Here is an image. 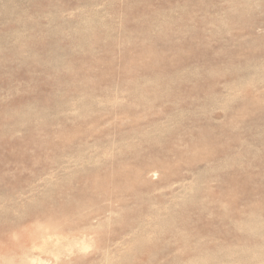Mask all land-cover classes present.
<instances>
[{
  "label": "rangeland",
  "instance_id": "1",
  "mask_svg": "<svg viewBox=\"0 0 264 264\" xmlns=\"http://www.w3.org/2000/svg\"><path fill=\"white\" fill-rule=\"evenodd\" d=\"M30 260L264 264V0H0V264Z\"/></svg>",
  "mask_w": 264,
  "mask_h": 264
},
{
  "label": "bare ground",
  "instance_id": "2",
  "mask_svg": "<svg viewBox=\"0 0 264 264\" xmlns=\"http://www.w3.org/2000/svg\"><path fill=\"white\" fill-rule=\"evenodd\" d=\"M77 242H79V241H77ZM81 243H82V242H81ZM53 244H56V243H53ZM72 244H73V243H72ZM75 244L78 245L76 242H75ZM82 244H85V243H82ZM55 246H56V245H55ZM55 246H54V247H55ZM68 247H69V246H68ZM58 248L60 249V247H58ZM58 248H57V250H58ZM80 248H81V247H80ZM71 249H72V248H71ZM84 249H87V247L84 248ZM61 250H62V249H61ZM69 250H70V249H69ZM80 250H81V249H80ZM70 251H71V250H70ZM63 252H64V251H63ZM66 252H67V251H66ZM68 252H69V251H68ZM71 252H72V251H71ZM58 253H59V252H58ZM67 254H68V253H67ZM61 255H62V254H61ZM61 255H60V256H61ZM63 255H64V254H63ZM55 256H56V254H55ZM61 257H62V256H61ZM56 258H57V257H56ZM28 259H29V258H28ZM28 259H27V260H28ZM33 259H35V258H33ZM31 260H32V259H31ZM31 260H30V264L33 262V260H32V262H31ZM40 260H41V259H40ZM41 261H42V260H41ZM42 262H43V261H42ZM32 264H33V263H32Z\"/></svg>",
  "mask_w": 264,
  "mask_h": 264
}]
</instances>
